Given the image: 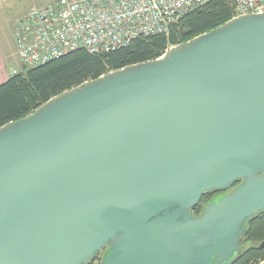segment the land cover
Listing matches in <instances>:
<instances>
[{
	"label": "water",
	"instance_id": "1",
	"mask_svg": "<svg viewBox=\"0 0 264 264\" xmlns=\"http://www.w3.org/2000/svg\"><path fill=\"white\" fill-rule=\"evenodd\" d=\"M263 211L264 14L0 127V264H235Z\"/></svg>",
	"mask_w": 264,
	"mask_h": 264
},
{
	"label": "built area",
	"instance_id": "2",
	"mask_svg": "<svg viewBox=\"0 0 264 264\" xmlns=\"http://www.w3.org/2000/svg\"><path fill=\"white\" fill-rule=\"evenodd\" d=\"M209 0H54L15 22L20 60L34 68L77 50L95 55L135 40L168 35L173 24ZM234 18L264 14V0H233Z\"/></svg>",
	"mask_w": 264,
	"mask_h": 264
},
{
	"label": "trees",
	"instance_id": "3",
	"mask_svg": "<svg viewBox=\"0 0 264 264\" xmlns=\"http://www.w3.org/2000/svg\"><path fill=\"white\" fill-rule=\"evenodd\" d=\"M233 0H209L203 7L173 24L168 35L135 40L130 46L95 55L77 50L58 59L13 75L0 86V127L29 116L50 99L127 66L161 58L171 47L188 42L234 19ZM239 183L235 184L237 186ZM220 192L204 195L194 209L200 215L204 206ZM243 252L235 264H261L264 261V211L245 223ZM246 244H252L245 248ZM102 253L90 264H97Z\"/></svg>",
	"mask_w": 264,
	"mask_h": 264
},
{
	"label": "rangeland",
	"instance_id": "4",
	"mask_svg": "<svg viewBox=\"0 0 264 264\" xmlns=\"http://www.w3.org/2000/svg\"><path fill=\"white\" fill-rule=\"evenodd\" d=\"M54 0H0V34L4 41L10 63L21 65L19 52L16 47L15 39L8 30L5 29V23L14 22L21 19L23 15L35 7L46 5ZM252 244H246L249 248ZM243 247V246H242ZM101 261V260H100ZM100 261L97 264H100Z\"/></svg>",
	"mask_w": 264,
	"mask_h": 264
},
{
	"label": "crops",
	"instance_id": "5",
	"mask_svg": "<svg viewBox=\"0 0 264 264\" xmlns=\"http://www.w3.org/2000/svg\"><path fill=\"white\" fill-rule=\"evenodd\" d=\"M51 3H49V4H51ZM49 4L42 5V6H47ZM39 7H41V6H39ZM15 22L13 20V22L11 21L10 23L4 24L5 29L8 30L9 33L11 30V32H12L11 34L13 35V39H14ZM20 62H21V60H20ZM22 71H24L22 62H21V65L19 67H18V64L10 63L8 56H7L5 46H4V41H3L1 34H0V86L3 85L4 83H6L13 75L20 73Z\"/></svg>",
	"mask_w": 264,
	"mask_h": 264
},
{
	"label": "flooded vegetation",
	"instance_id": "6",
	"mask_svg": "<svg viewBox=\"0 0 264 264\" xmlns=\"http://www.w3.org/2000/svg\"><path fill=\"white\" fill-rule=\"evenodd\" d=\"M229 192L230 191H228V192H220L219 194H217V196L215 198L220 197V196H222V195H224L226 193H229ZM103 255H104V253H102V256L100 257V259L103 257Z\"/></svg>",
	"mask_w": 264,
	"mask_h": 264
}]
</instances>
